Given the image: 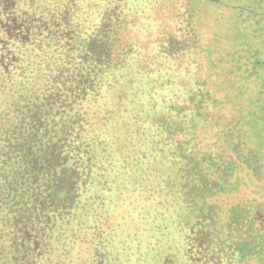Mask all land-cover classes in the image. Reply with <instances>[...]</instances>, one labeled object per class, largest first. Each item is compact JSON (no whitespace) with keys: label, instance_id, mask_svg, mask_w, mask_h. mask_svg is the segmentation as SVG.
<instances>
[{"label":"trees","instance_id":"16d2710c","mask_svg":"<svg viewBox=\"0 0 264 264\" xmlns=\"http://www.w3.org/2000/svg\"><path fill=\"white\" fill-rule=\"evenodd\" d=\"M65 2L66 27L59 17ZM37 3L31 32L16 42L5 38V67L0 76V264H82L84 260L85 264H117L116 235L120 229L110 211L117 195L114 166L124 149L112 138L116 129L121 130L119 120L124 113L120 105L128 95L124 87L137 89V95H142L145 83L137 81L134 71L143 76L163 62L167 69L172 67L168 60L201 48L190 32L185 33L172 20L163 25L165 32L149 42L145 52L133 39L123 43L119 29L126 24V15L133 13L128 0ZM186 4L184 18L193 22L190 0ZM151 16L140 22L143 28L145 24L160 26L151 22ZM191 100L186 98L180 116L190 113L192 117L198 111ZM150 110L143 115L147 129L138 140V148H148L150 140L160 134L182 150L193 152V138L187 135L191 123L162 127L154 120L164 117L163 111L159 115L155 108ZM262 111L264 118V108ZM231 147L235 152L236 146ZM199 157L191 156L196 162ZM224 163L217 162L212 171L201 169L193 175L192 179L200 181L196 187L199 194L194 191V197L202 203L200 192L210 182L209 173L222 178L220 165ZM186 188L182 186L180 192L183 199L191 194ZM191 212L193 216L187 221L199 232L182 239L181 263L224 264L227 242L218 245L215 241L213 245L211 235L202 227L207 220L212 226V213L206 208L202 217L195 210ZM185 223L186 219L183 226ZM209 248L210 254H206ZM176 263L175 257L156 261Z\"/></svg>","mask_w":264,"mask_h":264},{"label":"rangeland","instance_id":"374dc122","mask_svg":"<svg viewBox=\"0 0 264 264\" xmlns=\"http://www.w3.org/2000/svg\"><path fill=\"white\" fill-rule=\"evenodd\" d=\"M128 2L133 13L126 15V24L119 29L123 43L133 39L145 52L148 43L165 32L163 25L172 20L185 33L190 32L201 50L168 60L172 67L167 69L163 62L143 76L134 71L137 81L145 83L142 95H137V89L124 87L128 95L120 105L124 113L119 120L121 132L116 129L112 138L124 149L114 166L117 195L110 211L120 229L116 235L117 264H156L167 257L182 264V239L199 232L187 220L193 210L202 217L205 208L213 219L212 226L209 220L202 222L204 231L211 235L213 245L215 241L228 244L224 264L227 260L264 264V0H190L193 22L183 15L186 0ZM149 16L160 26L145 24L144 29L140 22ZM0 19H5L4 14L0 13ZM187 97L198 106L192 117L190 113L180 116ZM132 104L145 111L135 110ZM151 108L159 115L163 111L164 117L154 120L162 127L192 124L187 135L193 138V152L182 150L160 134L150 140L148 148L137 147L147 129L143 115ZM230 144L236 146L235 152ZM192 155L200 156L199 161ZM223 161L222 178L211 172L209 183L204 178L205 191L200 192L204 204L194 197V191L199 194L196 187L200 181L192 177L201 169L212 171ZM182 186L191 191L186 199L180 196ZM213 189L216 191L209 195Z\"/></svg>","mask_w":264,"mask_h":264},{"label":"flooded vegetation","instance_id":"af4514ba","mask_svg":"<svg viewBox=\"0 0 264 264\" xmlns=\"http://www.w3.org/2000/svg\"><path fill=\"white\" fill-rule=\"evenodd\" d=\"M37 1L38 0H0V13L5 16V19H0V76L3 75L5 67V38L7 37L16 42L23 38L25 34L28 35L31 32L37 16L39 5ZM59 12L61 13L59 15L60 20L63 22L64 27H66L68 12L66 2L64 4L61 3ZM49 13H51V11ZM233 263V260L225 262V264ZM240 263L246 264L241 261Z\"/></svg>","mask_w":264,"mask_h":264}]
</instances>
